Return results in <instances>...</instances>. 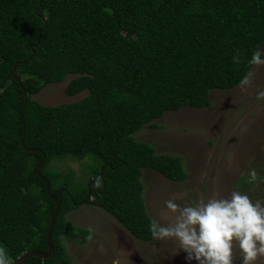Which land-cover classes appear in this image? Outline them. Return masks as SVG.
Listing matches in <instances>:
<instances>
[{
  "label": "trees",
  "instance_id": "16d2710c",
  "mask_svg": "<svg viewBox=\"0 0 264 264\" xmlns=\"http://www.w3.org/2000/svg\"><path fill=\"white\" fill-rule=\"evenodd\" d=\"M260 46L264 0H0V247L11 264L49 246L56 203L37 171L44 154L51 194L62 192L55 252L24 264H72L64 240L84 244L93 235L67 218L82 203L153 240L143 169L175 181L188 174L182 156L158 153L136 133L159 127L152 121L167 111L208 106L213 90L237 87ZM72 75L66 92L87 91L81 99L48 105L34 97ZM25 91V145L42 151L21 143ZM66 158L93 160L91 197L84 178L57 169L55 160ZM238 183L256 186L248 174Z\"/></svg>",
  "mask_w": 264,
  "mask_h": 264
},
{
  "label": "rangeland",
  "instance_id": "374dc122",
  "mask_svg": "<svg viewBox=\"0 0 264 264\" xmlns=\"http://www.w3.org/2000/svg\"><path fill=\"white\" fill-rule=\"evenodd\" d=\"M251 71L255 76L245 90L239 86L213 90L208 106L168 111L152 121L159 127L148 123L136 133L138 139L151 143L156 152L182 156L188 174L186 179L175 181L157 170L143 169V197L156 221L161 224L174 221L176 214L165 207L168 199L183 206L197 199L227 196L240 188L239 191L248 193L254 200H264V183L255 181V187H240V183L238 188L236 186L240 176L248 174L252 168L264 174V98H257V93L264 91V65H254ZM73 77L47 85L34 97L48 105L81 99L87 91L73 96L66 92ZM55 161L58 170L72 169L75 178H84L81 183L90 188L94 173L87 165L92 159ZM67 218L76 226L93 232L84 244L64 240L72 264H187L186 254L179 251L174 239L143 241L100 207L81 204ZM233 259L234 264H240L238 247L233 250ZM255 264H264V257Z\"/></svg>",
  "mask_w": 264,
  "mask_h": 264
},
{
  "label": "clouds",
  "instance_id": "9594fccd",
  "mask_svg": "<svg viewBox=\"0 0 264 264\" xmlns=\"http://www.w3.org/2000/svg\"><path fill=\"white\" fill-rule=\"evenodd\" d=\"M233 60L239 62L238 53ZM248 64L264 65L261 46L252 52ZM254 76L255 72L248 71L238 86L245 90ZM257 98H264V91L258 92ZM248 175L249 182L264 183V176L255 168ZM164 203L168 210L176 214L174 221L161 224L152 218L149 231L153 240L171 238L177 241L179 251L186 254L187 264L193 261L195 264H234L233 250L236 247L241 253L240 264H255L260 257H264V200H254L248 193L234 189L227 196L197 199L183 206L173 199ZM0 264H11L4 247H0Z\"/></svg>",
  "mask_w": 264,
  "mask_h": 264
},
{
  "label": "water",
  "instance_id": "95a60500",
  "mask_svg": "<svg viewBox=\"0 0 264 264\" xmlns=\"http://www.w3.org/2000/svg\"><path fill=\"white\" fill-rule=\"evenodd\" d=\"M24 97H25L24 98L25 100H24V104H23V108H22L23 134H22L21 143H22V146L24 148H27L25 145V135H26L25 108H26L27 102H28V94L26 91L24 92ZM27 149L30 151H42L40 148H27ZM46 162H47V155L44 154L41 163L37 167V171H38V174L45 180L47 191L56 203V209L53 213V216H52L49 228H48V234H47L49 246H48L47 250H31V251L25 252L14 264H24V262L28 258L34 257V256L39 257L41 259H46V258L51 257L55 252V246H54V242H53V230L55 227L56 219H57L58 215L60 214V211L62 208V193L60 191L58 197L51 194L50 182L47 179V177L42 173V169L45 166Z\"/></svg>",
  "mask_w": 264,
  "mask_h": 264
}]
</instances>
